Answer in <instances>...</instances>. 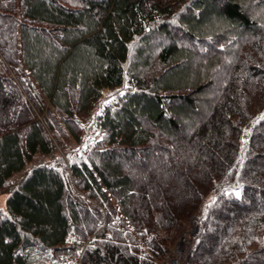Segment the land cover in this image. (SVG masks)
<instances>
[{"label": "trees", "instance_id": "obj_1", "mask_svg": "<svg viewBox=\"0 0 264 264\" xmlns=\"http://www.w3.org/2000/svg\"><path fill=\"white\" fill-rule=\"evenodd\" d=\"M2 192L0 264H264V0H0Z\"/></svg>", "mask_w": 264, "mask_h": 264}, {"label": "rangeland", "instance_id": "obj_2", "mask_svg": "<svg viewBox=\"0 0 264 264\" xmlns=\"http://www.w3.org/2000/svg\"><path fill=\"white\" fill-rule=\"evenodd\" d=\"M110 100H112V99H110ZM94 134H95L94 132L93 133H89L88 132L85 135L86 137H85L84 142H82V146L80 145V143L72 142V140H70V141L67 142L68 148H69L70 152L73 153L74 150H76V153H75L76 159L79 160L82 157L83 149H85L87 143L88 142H93L95 140L96 135H94ZM58 151L60 152V150H58ZM61 155H62V152H61ZM65 156H66V154H65ZM51 159H54V157H52ZM8 195H9L8 192H2V193H0V211L1 212L2 211H4V212L6 211V203H7ZM213 198H214L213 196L208 197L207 200H206V203L211 202L213 200ZM202 213H203V209L201 210V212L199 213V215L196 216V218H201V214ZM192 221H193V219L190 222H188L187 224H185L183 226V228H182V230L180 232V234H182V232H183V234L178 239V243L176 241L177 245L175 244L176 247L182 248V251L184 252V256H183V259H182L183 264H185L186 258L188 256V253L191 250L192 244H193V246L196 245L195 240L197 239V235L196 234L198 232L199 225H197V226L195 224L193 225L192 224ZM184 232H186V234H184ZM180 234L178 236H180ZM175 245L173 247H175ZM183 245L185 246L184 248H183ZM164 258H163V260H164Z\"/></svg>", "mask_w": 264, "mask_h": 264}, {"label": "built area", "instance_id": "obj_3", "mask_svg": "<svg viewBox=\"0 0 264 264\" xmlns=\"http://www.w3.org/2000/svg\"><path fill=\"white\" fill-rule=\"evenodd\" d=\"M199 222V218H193L192 224L194 225H198ZM184 234H186V232H184ZM196 244L199 242L197 239L195 240ZM178 243V241H177ZM176 243V245H177ZM173 247L171 249V251L169 252V254L164 258V260L162 261V264H183L182 259L184 256V252L182 251V248H178V247ZM193 246V244H192ZM185 246L183 245V248ZM177 248V249H176ZM176 249V250H175Z\"/></svg>", "mask_w": 264, "mask_h": 264}]
</instances>
